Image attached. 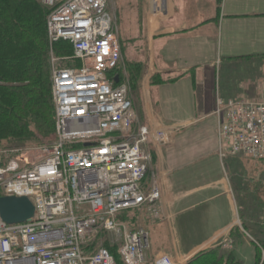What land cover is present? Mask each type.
I'll use <instances>...</instances> for the list:
<instances>
[{
	"label": "built area",
	"instance_id": "built-area-1",
	"mask_svg": "<svg viewBox=\"0 0 264 264\" xmlns=\"http://www.w3.org/2000/svg\"><path fill=\"white\" fill-rule=\"evenodd\" d=\"M51 45L68 42L71 64L51 56L55 136L34 159L0 152V198H27L31 220L0 215V264H116L98 239L118 246L123 264H145L147 231L133 221L143 208L158 215L161 192L149 178V146H169L175 129L137 126L131 82L110 0H39ZM164 14V0H151ZM221 158L264 161V99L217 100ZM264 261V248L259 245ZM154 264H175L168 255Z\"/></svg>",
	"mask_w": 264,
	"mask_h": 264
},
{
	"label": "crops",
	"instance_id": "crops-1",
	"mask_svg": "<svg viewBox=\"0 0 264 264\" xmlns=\"http://www.w3.org/2000/svg\"><path fill=\"white\" fill-rule=\"evenodd\" d=\"M145 1L147 13L140 23L131 22L129 43L121 46L122 61L142 71L144 106L134 103L137 115L145 110L142 125H154L157 111L174 126L194 127L213 118L218 125V95L264 99V0H164L162 15ZM178 147L149 146V178L161 199L158 217L146 208L134 216V225L150 238L145 264L161 255L189 264L218 246L231 249L244 264L233 238L246 232L237 226L236 194L225 164H240L246 157L222 159L217 133L207 150ZM253 254L257 264L258 250Z\"/></svg>",
	"mask_w": 264,
	"mask_h": 264
},
{
	"label": "trees",
	"instance_id": "trees-1",
	"mask_svg": "<svg viewBox=\"0 0 264 264\" xmlns=\"http://www.w3.org/2000/svg\"><path fill=\"white\" fill-rule=\"evenodd\" d=\"M47 16L35 0H0V145L9 141L18 146L29 142L43 146L54 140ZM55 50L63 58L74 54L68 42L54 44ZM105 247L114 255L116 264H123L118 246L105 243ZM260 259L258 254L259 262ZM189 264L241 263L231 251L218 246L196 256Z\"/></svg>",
	"mask_w": 264,
	"mask_h": 264
},
{
	"label": "rangeland",
	"instance_id": "rangeland-1",
	"mask_svg": "<svg viewBox=\"0 0 264 264\" xmlns=\"http://www.w3.org/2000/svg\"><path fill=\"white\" fill-rule=\"evenodd\" d=\"M38 2L42 8L46 11L47 9L42 5L39 0H35ZM145 0H140L137 4L132 2V0H110V11L114 16V27L117 37L121 46L129 43L130 34L132 33L130 30L134 26H132L131 22L140 23V17L145 15V10L147 8V4H145ZM147 13V12H146ZM48 14V11H47ZM138 15L132 16V15ZM133 18V20L131 19ZM51 45V43H50ZM60 49H58L59 51ZM62 50V49H61ZM56 50L53 51V46L50 47V56H54L55 58L59 59V65L62 67L70 65L71 61L67 58H63L59 56ZM52 69V68H51ZM121 70L125 72V75L129 78L131 82V90H132V97L135 103V106L138 104V108H142L144 106L145 95L142 94V71L139 72L138 69L133 67L129 70V65L126 64V61H122L121 63ZM133 77V80L132 78ZM236 80V79H235ZM241 83L246 82V79H239ZM251 82V81H250ZM240 84V83H239ZM141 86V89H140ZM225 96L223 94L216 98V102L220 99L223 102H229L231 97L224 100ZM224 98V99H223ZM246 99V97H244ZM241 98V99H244ZM237 99V97L232 98L231 100ZM249 99V98H247ZM254 100V99H251ZM259 100V99H256ZM261 100V99H260ZM141 105V107H139ZM154 105V104H153ZM218 106V103H217ZM217 110V107H216ZM155 112L154 116V125H142V120L144 121L145 118V110H140L138 116L137 126H151V128H161V129H175L176 135L172 141V143L167 146L168 148L171 147L169 150L173 151L179 149L182 143L190 147H194L201 150H207L210 147L211 142L215 138V134L218 135L219 129V120L218 125H216L215 119H207L203 124H199L198 126L194 127H184L177 125H170L168 121L162 120L157 113ZM161 113V112H160ZM217 117V115H216ZM218 118V117H217ZM217 126V127H216ZM19 145V144H18ZM17 144L9 143V141H4L0 145V152L2 154L9 153V151H18L19 155L30 154L31 159H34V153L39 146L36 145L34 142L26 143L25 146H18ZM178 147V148H177ZM193 148V150H194ZM192 150V149H191ZM169 151V152H170ZM223 159V158H222ZM153 161V159H152ZM226 172L230 178V182L232 183L234 194H236L237 200V209H238V217L239 221L237 226L242 227L243 230L246 232L245 236L241 238H233L235 240L234 249L241 250L242 256L244 257V264H254L255 254L253 251L258 250V254L261 256L259 264H263V258L261 255V250L259 245L263 246L264 248V161H257L253 160L249 157L242 163H232L229 166V163L225 164ZM151 171V170H150ZM153 173H155L153 171ZM151 172H149L150 177ZM142 225V224H141ZM137 228L140 226L137 225ZM96 244L97 247H100L101 244L105 246V243L112 245L111 240L106 236H101ZM231 250V249H227ZM169 256V255H168ZM172 258V257H171ZM173 260V258H172ZM174 261V260H173ZM180 261V260H179ZM175 263V261H174Z\"/></svg>",
	"mask_w": 264,
	"mask_h": 264
},
{
	"label": "water",
	"instance_id": "water-1",
	"mask_svg": "<svg viewBox=\"0 0 264 264\" xmlns=\"http://www.w3.org/2000/svg\"><path fill=\"white\" fill-rule=\"evenodd\" d=\"M34 212L35 208L27 198H0V215L8 224L27 222Z\"/></svg>",
	"mask_w": 264,
	"mask_h": 264
}]
</instances>
